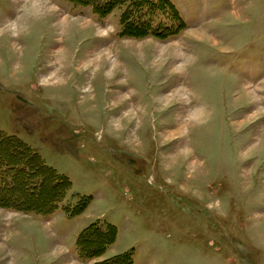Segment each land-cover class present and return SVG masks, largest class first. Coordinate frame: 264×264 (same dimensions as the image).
<instances>
[{
    "label": "rangeland",
    "instance_id": "374dc122",
    "mask_svg": "<svg viewBox=\"0 0 264 264\" xmlns=\"http://www.w3.org/2000/svg\"><path fill=\"white\" fill-rule=\"evenodd\" d=\"M169 1L119 36L123 7L0 0V130L87 197L0 194V264H264V0Z\"/></svg>",
    "mask_w": 264,
    "mask_h": 264
},
{
    "label": "trees",
    "instance_id": "16d2710c",
    "mask_svg": "<svg viewBox=\"0 0 264 264\" xmlns=\"http://www.w3.org/2000/svg\"><path fill=\"white\" fill-rule=\"evenodd\" d=\"M73 1V0H72ZM85 6H90L94 14L107 13L108 10L112 9L114 6L123 7L122 9V20L123 27L122 31L119 33V36L125 34V30H129L130 27L127 26L128 23H131V27L134 29L139 28V17L144 11V8L153 9V14L150 20L149 25L147 26L148 33L151 35L162 34L170 26L163 23V19H170L172 14L175 12L176 15L182 20L178 10L174 7V4L169 0H84ZM146 8V9H147ZM159 18L158 22H155ZM121 20V21H122ZM169 26V27H168ZM124 32V33H123ZM6 144V145H5ZM9 144H12L13 147L17 150L16 153L12 149L8 150ZM24 153L25 162L24 164L19 163L18 158L21 157ZM11 156H16L12 158ZM47 174L51 179H53L54 186L56 190L59 191L54 197L47 211L49 215L54 213L57 209L63 208L65 211L69 212L70 215H75L76 209L81 206L82 203L80 200L87 198L82 195H78L79 198L76 199V203L72 200L65 202L63 196L71 182L67 177L56 172L53 168L46 165L43 159L35 152L32 148L27 146L20 139L9 136L0 130V194H7V192L18 188L22 183L28 182V186L34 188L36 191L40 190L42 185L45 182V176ZM65 177V178H64ZM64 187V188H63ZM38 192V191H37ZM77 195V194H76ZM79 201V203L77 202ZM73 203V204H71ZM72 205V206H71ZM85 205V204H84ZM70 206V207H69ZM14 208L12 206H9ZM83 207V204L82 206ZM10 208V209H11ZM93 228H100L99 222H95ZM111 228H115L114 225H109ZM89 228V227H88ZM87 228V229H88ZM90 229V228H89ZM88 229V231H89ZM116 229V228H115ZM87 231L84 232L86 234ZM88 234V233H87ZM115 236V234H114ZM104 247H107L109 242L104 240ZM78 243V241H76ZM128 253L122 254V256L128 255Z\"/></svg>",
    "mask_w": 264,
    "mask_h": 264
}]
</instances>
